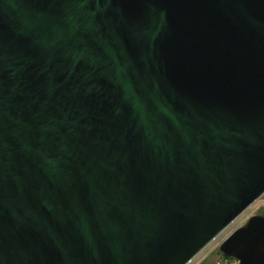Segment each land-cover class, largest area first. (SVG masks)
I'll list each match as a JSON object with an SVG mask.
<instances>
[{
  "label": "water",
  "instance_id": "water-1",
  "mask_svg": "<svg viewBox=\"0 0 264 264\" xmlns=\"http://www.w3.org/2000/svg\"><path fill=\"white\" fill-rule=\"evenodd\" d=\"M263 193L264 0H0V264H187Z\"/></svg>",
  "mask_w": 264,
  "mask_h": 264
},
{
  "label": "rangeland",
  "instance_id": "rangeland-1",
  "mask_svg": "<svg viewBox=\"0 0 264 264\" xmlns=\"http://www.w3.org/2000/svg\"><path fill=\"white\" fill-rule=\"evenodd\" d=\"M255 213H264V193L220 231L188 264H234L236 260L225 257L219 250V245L225 237Z\"/></svg>",
  "mask_w": 264,
  "mask_h": 264
},
{
  "label": "bare ground",
  "instance_id": "bare-ground-1",
  "mask_svg": "<svg viewBox=\"0 0 264 264\" xmlns=\"http://www.w3.org/2000/svg\"><path fill=\"white\" fill-rule=\"evenodd\" d=\"M190 262V261H189ZM188 264V263H187Z\"/></svg>",
  "mask_w": 264,
  "mask_h": 264
}]
</instances>
